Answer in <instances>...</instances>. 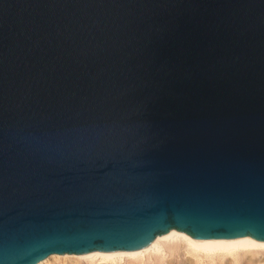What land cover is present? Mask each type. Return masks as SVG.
<instances>
[{
	"label": "water",
	"instance_id": "water-1",
	"mask_svg": "<svg viewBox=\"0 0 264 264\" xmlns=\"http://www.w3.org/2000/svg\"><path fill=\"white\" fill-rule=\"evenodd\" d=\"M173 227L264 239V0H0V264Z\"/></svg>",
	"mask_w": 264,
	"mask_h": 264
},
{
	"label": "bare ground",
	"instance_id": "bare-ground-1",
	"mask_svg": "<svg viewBox=\"0 0 264 264\" xmlns=\"http://www.w3.org/2000/svg\"><path fill=\"white\" fill-rule=\"evenodd\" d=\"M86 261V262H85ZM264 264V239L246 235L216 239L171 228L146 246L134 249H95L53 252L36 264Z\"/></svg>",
	"mask_w": 264,
	"mask_h": 264
},
{
	"label": "rangeland",
	"instance_id": "rangeland-1",
	"mask_svg": "<svg viewBox=\"0 0 264 264\" xmlns=\"http://www.w3.org/2000/svg\"><path fill=\"white\" fill-rule=\"evenodd\" d=\"M86 262V261H85ZM127 264H131V263H127ZM133 264V263H132ZM147 264H151L150 262H148Z\"/></svg>",
	"mask_w": 264,
	"mask_h": 264
}]
</instances>
